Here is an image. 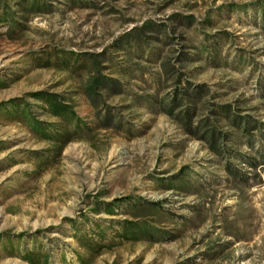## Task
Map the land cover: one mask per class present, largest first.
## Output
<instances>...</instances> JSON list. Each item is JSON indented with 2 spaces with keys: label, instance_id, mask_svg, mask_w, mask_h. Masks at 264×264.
<instances>
[{
  "label": "rangeland",
  "instance_id": "374dc122",
  "mask_svg": "<svg viewBox=\"0 0 264 264\" xmlns=\"http://www.w3.org/2000/svg\"><path fill=\"white\" fill-rule=\"evenodd\" d=\"M0 264H264V0H0Z\"/></svg>",
  "mask_w": 264,
  "mask_h": 264
},
{
  "label": "trees",
  "instance_id": "16d2710c",
  "mask_svg": "<svg viewBox=\"0 0 264 264\" xmlns=\"http://www.w3.org/2000/svg\"><path fill=\"white\" fill-rule=\"evenodd\" d=\"M121 200H125V199H123V198H121V199H117V201H121Z\"/></svg>",
  "mask_w": 264,
  "mask_h": 264
}]
</instances>
